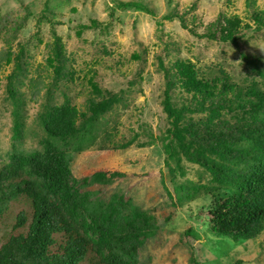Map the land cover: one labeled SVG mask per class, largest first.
<instances>
[{
	"label": "trees",
	"instance_id": "trees-1",
	"mask_svg": "<svg viewBox=\"0 0 264 264\" xmlns=\"http://www.w3.org/2000/svg\"><path fill=\"white\" fill-rule=\"evenodd\" d=\"M149 1L120 4L116 9H131L152 18L146 5ZM47 12L48 8H43L39 16ZM25 16L33 15L28 12ZM245 17L251 24L237 17L229 19L224 12L208 24L195 16L183 20L176 14L156 20L164 44L161 56L156 58V71L163 74L165 87L164 97L158 102L161 110L157 136L147 130L156 113L148 110L140 116L143 120L130 140L118 144L112 141V145L98 151L110 156L125 154L132 145L140 151L146 146L160 148L171 164H166L169 185L179 181L177 187L189 190L178 205L183 200L212 199L210 208L203 211L206 231L226 244L213 258L193 254L192 264H233L229 246L254 241L264 229V41L251 52L243 53L239 47L257 40L264 31V13L252 10ZM135 19L134 16L133 22ZM174 19H179L180 26L189 32L194 47L206 41L239 51L237 67L232 65L228 67L232 72H227L220 65L205 68L184 58L179 44L168 41L162 31V23ZM23 22L24 17L20 22L15 18L12 24L8 17L0 19V33L2 28L7 29L3 33L5 43L18 39ZM39 24L37 20V29ZM101 46L104 61L110 53ZM27 47L19 46L22 51ZM18 57L19 54L5 85L13 117V144L0 162V264H140L145 245L159 236L158 223L122 196L114 195L106 205L98 202L91 208V193L83 191L63 148L76 141L81 151L85 144L93 142L84 140L85 135H90L89 126L85 128L84 116L78 115L67 100L46 105L37 117L48 138L39 149L30 154L18 152L16 142L23 139L24 95L18 93L17 78L19 73L25 75ZM55 76L58 79L60 71ZM138 79L142 85L146 83ZM126 84L130 91L134 90V80ZM169 92L174 93V101ZM154 97L152 94L149 103L158 108L151 99ZM118 100L111 95L107 102L90 108L89 125L119 104ZM77 120L81 123L77 124ZM111 175L107 170L96 171L93 180L106 184ZM158 177L162 180L163 172ZM203 180L205 184L200 183ZM166 193L172 201L168 189ZM127 204L130 207L125 213ZM185 236L193 239L190 249H194L198 233L190 226Z\"/></svg>",
	"mask_w": 264,
	"mask_h": 264
},
{
	"label": "rangeland",
	"instance_id": "rangeland-1",
	"mask_svg": "<svg viewBox=\"0 0 264 264\" xmlns=\"http://www.w3.org/2000/svg\"><path fill=\"white\" fill-rule=\"evenodd\" d=\"M135 1L0 0V19L8 17L12 24L15 18L20 22L24 17L17 40L7 44L3 38L7 29L2 28L0 33V162L6 159L13 144V117L9 114L5 85L19 54L17 61L25 75L19 73L17 78L18 93L24 95L23 139L16 142L18 152L30 154L39 149L48 138L40 129L37 117L46 105H59L67 100L78 115L84 116L85 128L89 126L90 135H85L84 140L93 142L85 144L81 151L76 141L63 148L83 191L91 193V208L98 202L106 205L114 195L124 197L132 207L154 217L160 228L159 236L143 248L140 264H192L193 254L213 258L226 244L206 231L208 225L203 211L210 208L212 199L183 200L178 205L189 190L177 187L179 181L169 185L166 164H171L160 148L146 146L140 151L132 145L129 152L110 156L100 155L98 151H103L112 141L118 144L130 140L143 120L140 116L148 110L156 113L149 120L147 130L153 137L157 136L161 110L158 102L164 97L165 87L163 74L156 71V58L161 56L164 45L156 20L166 14H176L183 20L195 16L208 24L219 12H224L229 19L237 17L244 24H251L245 16L252 10L264 13V0H150L146 5L152 18L131 9H116L117 5ZM43 8H48V12L46 16H39ZM28 12L33 16L27 18ZM162 24L168 41L179 44L188 61L205 68L220 65L227 72H232L228 67H237L239 51L235 48L206 41L194 47L191 35L180 26L179 19ZM166 38L162 37L164 42ZM263 41L264 31L249 45L240 44V51H254ZM101 44L110 53L104 61ZM24 45L28 47L22 51L19 46ZM56 71H60L58 79ZM231 75L237 79L236 73ZM138 78L145 79L146 83L142 85ZM129 80L135 81L133 91L126 84ZM110 94L119 98V104L89 125V109L110 100ZM152 94L155 97L151 99L157 102L158 108L149 103ZM168 94L174 101V93ZM104 134L111 137L110 142ZM105 170L112 174L107 183L95 182L94 173ZM160 171L162 180L158 177ZM200 183L205 184L206 180ZM174 205H178L176 209ZM126 206L125 213H128L130 205ZM190 226L200 236L192 250L193 239L185 236ZM229 247L233 264H264V229L256 240Z\"/></svg>",
	"mask_w": 264,
	"mask_h": 264
},
{
	"label": "bare ground",
	"instance_id": "bare-ground-1",
	"mask_svg": "<svg viewBox=\"0 0 264 264\" xmlns=\"http://www.w3.org/2000/svg\"><path fill=\"white\" fill-rule=\"evenodd\" d=\"M198 105H199V106H201V105H202V106H207V107H210V106H211V105L208 104V103H198Z\"/></svg>",
	"mask_w": 264,
	"mask_h": 264
}]
</instances>
